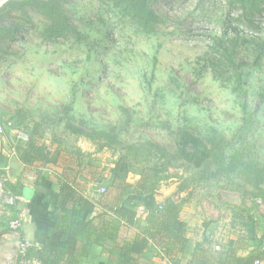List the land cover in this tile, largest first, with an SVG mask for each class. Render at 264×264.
Returning <instances> with one entry per match:
<instances>
[{"label":"rangeland","instance_id":"obj_1","mask_svg":"<svg viewBox=\"0 0 264 264\" xmlns=\"http://www.w3.org/2000/svg\"><path fill=\"white\" fill-rule=\"evenodd\" d=\"M230 1L150 0L162 19L150 32L123 0H62L72 34L60 38L46 37L51 21L27 7L17 12L20 39L0 60L7 130L28 132L61 165L91 168L95 185L107 188L95 190L98 199L113 193L121 157L134 165L133 185L142 168L166 166L157 204L180 205L191 245L178 264H192L199 242L221 252L232 239L248 240L245 256L264 249V182L254 187L241 168H228L239 152L264 173V0L252 13ZM7 194L0 192V264H20Z\"/></svg>","mask_w":264,"mask_h":264},{"label":"trees","instance_id":"obj_2","mask_svg":"<svg viewBox=\"0 0 264 264\" xmlns=\"http://www.w3.org/2000/svg\"><path fill=\"white\" fill-rule=\"evenodd\" d=\"M232 2L240 4L244 10H250L249 13L260 10V0ZM123 3L125 13L136 16L140 25L150 32L162 21L151 8L150 0H123ZM27 7L37 10L51 21L43 30L46 37L60 38L72 34V24L69 23L62 0H6L0 6V60L8 55L7 45L20 39L17 36L21 29L16 22L17 12H24ZM232 30L239 32L236 27ZM72 129L87 134L84 130ZM97 134L106 139L110 138V135L103 131ZM211 141V144L215 145V140ZM206 147L205 145L202 152L209 153ZM18 152L21 161L27 165H33L36 161L44 164L58 163L57 156L51 154L49 147L37 140H30L25 147L18 148ZM214 153L220 162L222 155ZM193 157L197 158L198 155L194 154ZM228 168H241L248 174V180L254 187L264 182L262 169L251 161L244 160L239 152L232 157ZM165 172L166 166L144 167L138 173L140 178L133 185L128 182V177L134 173V165L124 157L119 158L111 169V183L115 192L113 204L104 203L103 208L92 216L86 209L88 199L78 189L77 184L71 182V171L64 172L59 177L60 191L44 195V199L52 207L53 225L49 233H60L64 240L68 237L74 238L76 249L70 255L64 248L54 246L49 241L40 247L33 243L27 257L38 258L41 264H78L83 247L89 249L96 244L103 248L102 253L107 257L109 264H155L146 256L149 248L153 246L159 248L171 263L178 264V254L182 257L189 253L191 245L187 225L181 219L180 205L169 202L159 209L157 204L156 193ZM250 173H253V178H250ZM4 185L5 191L10 194L29 196L27 188L20 182L6 180ZM141 205L146 209L147 226L142 232L131 235L133 227L137 224L136 210ZM248 245V240L232 239L225 250L215 252L199 242L191 254L190 261L192 264H253L257 258L264 259V249L258 251V256L254 253L240 255V250L246 249Z\"/></svg>","mask_w":264,"mask_h":264},{"label":"crops","instance_id":"obj_3","mask_svg":"<svg viewBox=\"0 0 264 264\" xmlns=\"http://www.w3.org/2000/svg\"><path fill=\"white\" fill-rule=\"evenodd\" d=\"M5 1L6 0H0V6ZM17 145L19 144H17L16 141L9 139L7 136L0 137L1 176H4L6 180L11 182H20V184L27 188L29 193V196H23L24 200L22 202L19 201L20 203L15 205L17 213L15 217L21 216L23 218L20 232L38 247L49 241L50 244L54 246L64 248L68 254H73L76 249V241L74 238L68 237L64 240L60 233H49L53 225L52 207L44 199V195L50 194L53 191L59 192L61 188L59 177L64 172L71 171L68 169L73 170L74 167L75 170L71 171V176L73 175L71 182H75L78 189L88 199L89 202L86 204V209L90 216L99 212L103 208L104 203L113 204V193L115 192L113 191V193L110 194L111 191H109L101 200L98 199L95 196V190L99 195H104L106 193L100 192L102 186H96V174L93 173L88 166L82 170L71 163L65 165H61V162L56 164H44L39 161H36L33 165H27L21 161L19 157L20 153L18 152V148H23L25 146L17 147ZM49 150L51 149L49 148ZM49 169L55 171L56 174L50 173L48 171ZM146 216L147 214L142 216L136 215L137 224L133 227V233H131V235L144 230L147 226ZM102 250L103 248L96 244H93L89 249L83 247L78 264H109ZM151 250L156 253L159 252L162 259L158 258L156 254L153 255L150 252ZM146 256L152 259L155 264L159 262L172 264L157 247H150Z\"/></svg>","mask_w":264,"mask_h":264},{"label":"built area","instance_id":"obj_4","mask_svg":"<svg viewBox=\"0 0 264 264\" xmlns=\"http://www.w3.org/2000/svg\"><path fill=\"white\" fill-rule=\"evenodd\" d=\"M7 124L5 121L0 119V137L1 136H7L9 139L14 140L19 143H27L30 141V135L28 132L24 130H7ZM50 173L53 172L52 169L48 170ZM6 178L3 176H0V192H4V184H5ZM107 188L106 186H102L100 188L101 193H106ZM6 201L11 204V205H17L19 201H23L24 197L22 196H16L13 194L8 193L7 194ZM163 205L159 204V209H162ZM137 216L139 215H145L146 214V209L144 208L143 205L139 206L136 210ZM22 220L23 218L21 216H17L14 219L11 220L10 222V228L17 231L19 233L20 241L18 242V247L20 250V264H41V261L38 258H29L27 257L29 249L33 246V242H31L29 239L24 237L22 233L20 232L21 227H22ZM216 249L220 250L221 245H216ZM253 264H264V261L261 258H257L254 260Z\"/></svg>","mask_w":264,"mask_h":264},{"label":"bare ground","instance_id":"obj_5","mask_svg":"<svg viewBox=\"0 0 264 264\" xmlns=\"http://www.w3.org/2000/svg\"><path fill=\"white\" fill-rule=\"evenodd\" d=\"M4 264V263H3Z\"/></svg>","mask_w":264,"mask_h":264}]
</instances>
